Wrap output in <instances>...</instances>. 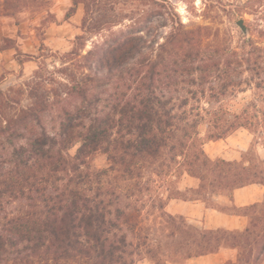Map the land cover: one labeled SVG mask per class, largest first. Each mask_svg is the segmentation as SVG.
<instances>
[{
	"label": "trees",
	"instance_id": "trees-1",
	"mask_svg": "<svg viewBox=\"0 0 264 264\" xmlns=\"http://www.w3.org/2000/svg\"><path fill=\"white\" fill-rule=\"evenodd\" d=\"M80 5L83 33L112 23L105 20L104 0H70L64 20ZM171 15L170 33L151 53L136 36L98 57L89 53L85 62L74 49L63 57L66 66L35 73L30 104L16 110L0 89V264H136L139 249L160 264L164 240L172 250L168 263L181 252L187 262L232 249L236 260L224 264H263L264 201L234 207L248 218L242 232L193 228L166 206L207 202L208 190L231 195L250 184L264 186L257 153L226 161L204 149L255 126L247 110L233 113L221 102L254 87L264 104V48L245 35L237 48H207V28L187 29ZM83 40L77 36L75 47ZM76 63L91 73L76 77ZM259 113L264 120V107ZM96 153L107 156V169L90 165ZM185 175L196 185L182 189ZM154 176L170 186L157 196L160 226L142 228L138 204L146 206Z\"/></svg>",
	"mask_w": 264,
	"mask_h": 264
},
{
	"label": "rangeland",
	"instance_id": "rangeland-1",
	"mask_svg": "<svg viewBox=\"0 0 264 264\" xmlns=\"http://www.w3.org/2000/svg\"><path fill=\"white\" fill-rule=\"evenodd\" d=\"M104 5L107 15L105 20L110 19L112 23L85 34L82 30L83 5L78 7L72 18L65 21L70 0H0V89L13 100L15 110L30 104L28 86L35 73L45 67L49 71H56L66 66L63 65V57L74 49L79 53L77 59L83 62L89 53L98 57L116 41L136 36L146 41L144 53H151L150 46H154L156 50L172 29V12L176 13L187 29L198 26L208 29L204 32L206 36L203 42L207 48H214L219 44L239 47L243 41L242 36L245 35L237 26L240 20L248 28L245 36L264 48V0H104ZM79 35H84V40L76 48L75 39ZM259 57V61H264V55ZM77 66V63L72 65L76 77L91 73L88 68ZM221 105L233 113L247 110L253 117L250 122L255 123L253 128H239L224 139L231 149L239 152L234 154L238 161L246 152L248 154L245 157H253L256 153L264 157V120L259 113L264 107L261 92L254 87H246L243 92L227 96ZM221 145V149L228 150L223 142ZM78 147L76 145L70 150L72 156L76 154ZM240 147H245V151ZM206 151L213 153L209 147H206ZM89 163L96 170L109 167L107 156L103 153L92 155ZM167 181H161L156 176L151 179L150 194L145 197L146 206L138 204L142 209L138 217L142 228L160 226L159 210L155 207L158 206L157 196L165 193L170 186ZM191 181L185 175L180 187L187 188ZM215 193V190L206 191V203L209 206H215L212 200ZM188 197L197 198L192 193ZM218 208L225 212H236L230 204H221ZM186 223L193 228H201L188 220ZM181 240L180 236L176 238V242ZM162 242L163 249L158 259L160 264H168L166 260L172 250L167 249L165 240ZM146 252L147 249L138 250L136 264H153ZM184 255L181 252L175 258L176 263H169L187 264Z\"/></svg>",
	"mask_w": 264,
	"mask_h": 264
},
{
	"label": "crops",
	"instance_id": "crops-1",
	"mask_svg": "<svg viewBox=\"0 0 264 264\" xmlns=\"http://www.w3.org/2000/svg\"><path fill=\"white\" fill-rule=\"evenodd\" d=\"M221 142L225 144V147H227L228 150L221 149ZM206 147H209L213 153H208ZM240 148L245 151V147ZM204 149L212 159L222 158L226 161H238V157H236L237 155L234 154L239 152L231 149L224 139L208 142L205 144ZM231 156H233V158ZM259 157L264 160V157L261 155ZM191 180L192 181L188 187L196 185L194 179L191 178ZM212 200L215 202V206H209L202 200H171L166 206V211L172 215L183 216L189 222L200 225V229H225L242 232L248 226V218L239 214L221 211L218 209V205L230 204L233 208H243L253 204L262 203L264 201V186L260 184H250L235 189L231 195L214 194ZM236 257V250L223 249L215 254L191 258L187 261V264H224L227 261H234Z\"/></svg>",
	"mask_w": 264,
	"mask_h": 264
},
{
	"label": "water",
	"instance_id": "water-1",
	"mask_svg": "<svg viewBox=\"0 0 264 264\" xmlns=\"http://www.w3.org/2000/svg\"><path fill=\"white\" fill-rule=\"evenodd\" d=\"M237 26L241 29L243 34L247 35L248 34V28L245 25V22L243 20H240L237 22Z\"/></svg>",
	"mask_w": 264,
	"mask_h": 264
}]
</instances>
